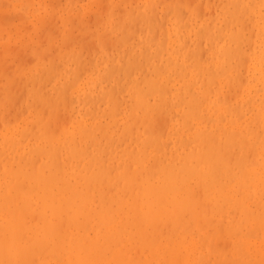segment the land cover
Wrapping results in <instances>:
<instances>
[{
  "label": "bare ground",
  "instance_id": "6f19581e",
  "mask_svg": "<svg viewBox=\"0 0 264 264\" xmlns=\"http://www.w3.org/2000/svg\"><path fill=\"white\" fill-rule=\"evenodd\" d=\"M102 3L97 5L102 7L105 5ZM122 6L120 10H123ZM113 8L114 5L111 10ZM179 8L175 25L167 26L169 43L162 33L163 41H158L159 52L155 54V51L148 53L145 50L148 53L145 60L150 66L158 61L155 57H159L160 64L157 66L156 62L154 68L152 66L153 72L149 68L148 74L145 69L147 76L144 74L141 80L140 76L132 74L133 65L131 67L129 62L128 67H124L125 61L123 67L115 68L120 73L123 69V77L129 78L125 86L132 100L128 116L122 107L126 96L118 95L126 83L120 86L119 76L109 71L98 78L99 83L96 79L90 81V86L83 88L82 92L86 114L90 110L88 103L101 108L99 105L104 102L106 109H96L93 105L95 114L91 122L83 116L71 125L72 128H64L68 123L57 120L54 130L58 131L54 133L51 124L61 111H65L67 92L63 91L66 88L70 90L71 94L67 95L71 101L78 88L72 80L69 85L62 82L56 86L58 82L55 80L62 72L55 71V74L53 71L54 66L65 62L63 46V49L57 48V53L44 52L45 55L34 50L40 45L34 46L33 71L26 72L28 68L18 62L14 66H18L19 71L14 70L4 77L1 121L7 116H4L5 112H9L8 116L13 114H10L13 104L15 107L16 103L23 101H26L28 111L35 112L34 115L44 109L49 118L45 121V115H42L39 116L41 119L35 120V125L42 119L44 123L36 129L38 149L32 150L35 154L25 153L19 138L10 136L12 142H8L6 131L2 135L5 138L0 146L3 148L12 143L6 149H11V153L17 156L11 157L6 153V161H0V264H264V0H229L221 7V16L211 18L205 26L194 25L192 21L181 18ZM198 9L201 12L202 8ZM111 10L110 13L113 12ZM153 13L155 10L150 16ZM99 19L104 20L103 17L97 18L96 24L101 21ZM66 21L68 23L69 20ZM85 22L78 19L79 34L70 27L75 24H66L65 21L64 26L70 28L56 26L54 31L60 30L62 38L70 40L71 44L64 40L63 45H71L72 48L76 43L81 46L82 39L89 37L86 31L90 28ZM91 23L93 25L94 21ZM127 24L126 33L133 28ZM135 31L130 32V37L137 33ZM48 32L43 39L47 43L48 37L53 41L52 33ZM84 32L87 33L85 37ZM124 32L119 33L122 39L119 45L124 43ZM47 33L50 34L48 37ZM92 33L90 36L93 38ZM103 36L105 40L106 34ZM116 38L107 41L112 43ZM85 40L89 45L93 42L86 38L84 43ZM89 45L85 43L87 51L90 49L94 53L96 46L88 49ZM68 47L64 51L76 56L72 57L75 66L69 70L73 76L80 72L82 75L84 67L86 69L92 63L86 65L89 59L85 62L86 55L83 57L78 46L80 51ZM90 59L92 61L94 57ZM110 70L114 71L113 68ZM105 79L108 84V81L112 85L118 83L103 89L100 81ZM93 88L100 89L94 91ZM76 99L80 101V95ZM73 100L71 102H75ZM119 115H123L125 122L122 124L119 123ZM18 117L20 115L17 114ZM101 117H109V121L103 123ZM32 123L30 125L34 129ZM33 129L30 134L35 137ZM58 132L62 137L56 135ZM22 135L24 133L20 137ZM17 141L21 144L16 145ZM192 226L196 234L191 232ZM187 234H192V237L189 239Z\"/></svg>",
  "mask_w": 264,
  "mask_h": 264
},
{
  "label": "rangeland",
  "instance_id": "374dc122",
  "mask_svg": "<svg viewBox=\"0 0 264 264\" xmlns=\"http://www.w3.org/2000/svg\"><path fill=\"white\" fill-rule=\"evenodd\" d=\"M3 1V2H2ZM5 1H6V3H5ZM31 1H33V2H31ZM0 0V16H2V17H0V28L2 29H0V65H2V64H4V65H2V66H0V105H2V100L3 99H1V98H3V97H1V88H3V86H4V84L6 83V79L4 78V77H6L8 74L10 75V74H12L13 72H14V70L16 71L17 70V67L18 66H14V65H17V63L18 64H21V63H24V66L26 67V68H28V69H26V72L28 71V72H32L33 71V69H34V66L32 67L31 65L33 64L32 63V61H34V59L36 58L35 56H34V50L36 51V50H38V51H40V54H43V55H45L44 54V52L45 53H50V52H52V54L53 53H57L58 52V49L59 48H62V46H63V52H65V55H64V63L62 64V63H60L59 65L61 66V67H59V65H57V67L56 66H54L55 68H54V73L56 74V72L58 71V73H59V70H61V72H62V75H59L58 76V79H56L55 80V83L56 82H58V84L56 85V86H60V84L62 83V82H66L65 83V85H69L68 83L70 82V80H72V82L74 81V83L76 84V87H78L77 89H76V91L74 92V96L77 98V96H79L80 95V97H81V100L79 101V100H77L75 97L73 98V99H75V102H71V101H69L70 99H68V98H70L67 94H71L69 91H68V88H66V86L64 85L63 87H65L66 88V90L65 91H63V92H67L66 93V104H65V107H66V109L70 106V108H68L67 110H68V112H69V115H70V117H68L69 115H68V113H66L67 111H66V109H65V107H63L64 108V113H63V111H61V114L59 115V116H61V117H59V116H57V118L55 119V121H54V119L52 120V121H54V122H52V124L51 125H53V126H51L52 127V129H53V131H54V133H55V131L57 132L58 131V129L57 130H54V128L56 127L54 124H57L58 123V121H60L61 122V120L63 121V123H68V125L66 126V125H64L65 127L64 128H72L71 127V125L73 124L74 125V122L77 120V119H80L81 117H83V116H85L89 121L88 122H91V119H93V114H95V111H94V109L96 108V109H103L104 107V109H106V104L104 103V102H102V103H100V107L101 108H99V107H97L95 104H93V103H88V106L90 107V110H89V112L86 114V108L84 107V103H83V100H82V97H83V95H82V92L84 91L83 90V88H87L88 86H90L89 84H90V81H92V80H97V83H99L98 82V78L99 77H102L104 74H106V73H108L109 71L110 72H113V73H115L117 76H119L118 78L120 79V86H123L125 83V85L123 86V92L121 91V93H119L118 95H120V96H123L124 97V95L126 96V97H124L123 99H124V104L122 105V107H123V111H124V113L126 114V112H127V116H128V114H129V105L131 104V102H132V100H131V96H130V94H129V91L127 92V87H125V86H127V82L126 81H128V77L127 76H124L123 77V75H124V70L123 69H121V73H120V71H115V68H118L119 67V65H120V67L122 66L123 67V65H124V63H125V61H126V63L127 62H129L130 64H131V67H132V65H133V67L131 68V70L133 71V75H134V73L137 75V77L138 76H140L139 78L141 79V80H143L144 79V74L147 76V71H148V69L149 68H151L152 70H150L151 72H153V68H154V64L156 63V62H158V64L156 63L155 65H159L160 64V60H159V57H155V59L156 60H158V61H154L153 62V64L150 66V64H147V62H146V60H145V58H146V55L148 54V53H150L151 51H155V54H156V52L158 53L159 52V44H158V41H160L161 39H162V41H163V37H162V33H165V35H166V41H168V43H169V40H167V37H168V33H170V31H169V28L171 27V26H174L175 25V23H176V21H177V16H176V12H177V10H178V8H179V12L180 13H182V16L183 17H181V18H185V20H189V21H192L193 23H194V25H196V23H197V25H199V26H205V25H208L207 23L208 22H210L211 21V18H216V17H220L221 16V7L223 6V4L224 3H228V1L229 0H225V2H224V0H217V2H216V0L214 1V0H209L210 2H208V0H204V1H202V0H195V2H194V0H188L189 2H187V0H161V2L159 1V0H109V2H108V0H106L107 1V3H102V2H104L105 0H100L99 2L100 3H102L104 6H106V4L108 5L107 6V8L106 7H104V6H102V7H100V6H98L97 4H99V2H98V0H97V2H96V0H71V1H69V0ZM102 1V2H101ZM112 1V2H111ZM140 3H139V2ZM166 1V2H165ZM180 1H181V3H180ZM190 1H191V3H190ZM222 3H221V2ZM96 2V3H95ZM123 3V4H121V3ZM126 2H127V6H126ZM136 2V3H135ZM163 2V3H162ZM176 2V3H175ZM182 2H183V4H182ZM201 2V3H200ZM215 2V3H214ZM31 3V4H30ZM111 3V4H110ZM120 3V6H119V10H120V7H121V5H123L122 7V9L123 10H120L121 11V13H120V11L118 10V4ZM133 3H135V4H133ZM190 3V4H189ZM193 3V4H192ZM200 3V4H199ZM220 5H219V4ZM9 4V5H8ZM95 4V5H94ZM130 4H132L131 6H130ZM137 4V5H136ZM143 4V5H142ZM159 4V5H158ZM175 4H176V6H175ZM189 4V5H188ZM199 4V5H198ZM216 4V5H215ZM55 5V6H54ZM112 5V6H111ZM113 5H114V8L111 10V8L113 7ZM138 5H142L140 8L138 7ZM198 5V6H197ZM219 5V6H218ZM5 6V7H4ZM58 6V7H57ZM175 6V7H174ZM178 6V7H177ZM199 7H201L202 8V10H201V12H198V8ZM212 6H213V8H212ZM216 6H218V7H216ZM4 7V8H3ZM104 7V8H103ZM111 7V8H110ZM124 7H126L127 8V10H125V11H127L128 13H129V16H128V13L127 12H125L124 11ZM130 7V8H129ZM135 9H134V8ZM155 7V8H154ZM170 7H171V9H170ZM183 7H186V9H183ZM55 10H54V9ZM72 8V9H71ZM99 8L102 10L101 12H99L100 10H99ZM106 8V9H105ZM109 8H110V10L111 11H113L112 13H110V10H109ZM129 8V9H128ZM152 8H153V11L155 10V14L154 15H156V16H150V15H152L151 13L153 12L152 11ZM196 8V9H195ZM213 10H212V9ZM133 9H134V12H133ZM140 9V10H139ZM183 9V12L181 11ZM204 9V10H203ZM218 9V10H217ZM105 10H106V16L103 14V13H105ZM138 10V11H137ZM149 10V11H148ZM167 10H168V12H167ZM172 12H171V11ZM188 10H189V12H188ZM1 11H4V12H1ZM6 11V12H5ZM7 11L10 13V14H8L7 13ZM68 11V12H67ZM90 11V12H89ZM126 13H124V12ZM133 13H132V12ZM139 11H140V13H139ZM143 11V12H142ZM152 11V12H151ZM192 11H195V13L193 14V13H191ZM21 12V13H20ZM103 12V13H102ZM117 12H119L120 14H117ZM142 12V13H141ZM158 12V13H157ZM170 12V14H166V13H169ZM175 12V13H174ZM198 12V13H197ZM206 14H204V13ZM212 12H214V13H212ZM4 14V15H2V14ZM18 13V14H17ZM77 13V14H76ZM81 13V14H80ZM101 13H102V16H101ZM114 13H116V14H114ZM122 13H123V16H122ZM132 13V14H131ZM140 14V15H138V18H137V14ZM157 13V14H156ZM186 13V15H183V14H185ZM57 14V15H56ZM80 14V15H79ZM93 14V15H92ZM108 14H109V16H108ZM144 15V17H143V21L141 20V19H139V18H142V16ZM146 14H148V15H146ZM165 14V15H164ZM174 14V15H173ZM187 14H189V16H187ZM198 14V15H197ZM52 15V16H51ZM54 15V16H53ZM71 15V17H69ZM77 16L78 18L77 19H75L76 17L75 16ZM96 15H97V17H96ZM122 16L123 18L121 19V17L120 16ZM203 15V16H202ZM51 16V17H50ZM55 16H58V17H55ZM60 16V17H59ZM64 16V18H61V17H63ZM65 16H66V18H65ZM73 16V17H72ZM86 18H84V17ZM93 16V17H92ZM107 17V18H105V17ZM116 18H115V17ZM199 16V17H198ZM6 17H7V19H6ZM26 17V18H25ZM54 17V18H53ZM100 17H103L104 18V20H101V19H99V20H101L100 22H98L97 21V24L95 23V21H96V19L97 18H100ZM118 17V18H117ZM120 17V18H119ZM136 17V18H135ZM149 17H152V19H149ZM172 17V18H171ZM201 17V18H200ZM29 18V19H28ZM48 18V19H47ZM59 18V19H58ZM95 18V19H94ZM133 18H135V19H133ZM190 18H192L193 20H191ZM9 19V20H8ZM46 19V21H45V23H44V20ZM49 19H52V21L51 20H49ZM54 19H56V21L54 22ZM62 19H64L63 21H62ZM69 20L68 21V23L71 25V24H75L73 27L72 26H70L71 28H73V30H75V32L77 33V34H79V30H78V26H77V21H78V19H80L81 21L82 20H84V22L85 23H87L88 24V26H87V28L90 30H88V31H86V32H89L88 34H89V37H91L92 38V36H90V34L92 33L93 35H94V39L92 38H90L89 39V37H88V35H87V33L86 32H84L83 33V36L85 37V35H87V39H88V41L90 40V42H91V40L94 42V44H92V43H90V45L88 44L89 42H87L86 40H85V43H87V45H89L88 46V49L89 48H91L92 47V45H93V49L95 48L94 47V45L96 46V49H94L93 51H94V53L92 52V51H90V49L87 51V46L85 47V43H84V41H83V39H86V38H83L82 39V41L80 42L81 43V46H83V47H81V46H79V44H77L76 45V43H74V42H72V43H74V46H72V48L73 49H76L77 51H80L81 50V53L83 54V57H84V54L86 55L85 57H84V59H86L85 60V62L87 61V59H89V62L87 61L86 62V65L88 66V65H90L89 63H92L90 66H88V68H86L85 69V67H84V70H85V72H83V74L81 75L80 73V79L78 78V75H74L73 76V74H71V72H70V68L71 67H74L75 66V60L73 59L74 57H76L74 54L75 53H67L66 51H64L67 47H68V45L66 46V44L68 43V42H70V40L68 41V39H66L65 40V38H62L63 36L62 35H60L61 33H60V30L59 31H54L55 29H56V26L58 27V28H62V29H64L65 27H68V28H70L69 26H64L65 25V23L66 24H68L67 23V21L66 20ZM73 19H75L76 21L74 22L73 21ZM94 21V24L92 25V23H91V21L92 20ZM106 19V20H105ZM115 19H117V20H115ZM121 19V20H120ZM147 19H149V20H147ZM164 19V20H163ZM207 19V20H206ZM220 19H222V18H220ZM27 20V21H26ZM42 20V22L41 23H39L40 21ZM71 20H72V23H71ZM117 21V24H116V22L115 21ZM120 20V21H119ZM135 20H140V22L139 21H135ZM153 20H154V22H153ZM161 21V22H159V21ZM167 20V21H166ZM199 20V21H198ZM2 21H4V22H2ZM64 21H65V23H64ZM127 21L129 22L128 24H127ZM148 21H149V23H148ZM150 21H151V23H150ZM165 23H164V22ZM59 22V23H58ZM63 22V23H62ZM74 22V23H73ZM103 22H104V25H103ZM137 22V23H136ZM168 22V23H167ZM38 23V24H37ZM46 24V26L44 27V24ZM48 23H52V24H55L54 25V27H51L52 26V24L51 25H49L48 26ZM119 23V24H118ZM135 25H134V24ZM142 23V24H141ZM155 25H154V24ZM32 24V25H31ZM60 24L61 25H63L62 27L60 26ZM126 24L129 26V27H133L132 28V30L133 31H135V28H137V27H139L137 30H139V31H135V32H137L136 34H134L133 35V37H130V35L133 33V31L131 30V31H127V33L126 32H124L125 30H128V29H126L125 28V26H126ZM151 24V26L149 27V25ZM162 24H163V26H162ZM31 25V26H30ZM43 25V26H42ZM114 25V26H113ZM123 25V26H122ZM152 25H154L153 27H152ZM16 26V27H15ZM34 26V27H33ZM40 26H42V27H40ZM100 26H101V28H100ZM107 26V27H106ZM112 26V27H111ZM120 26V27H119ZM135 26V27H134ZM164 26H165V28H164ZM167 26L169 27V28H167ZM22 27V28H21ZM26 27L28 28L27 30H26ZM40 27V28H39ZM51 27V28H50ZM84 27V26H83ZM86 27V26H85ZM104 27V28H103ZM115 27V28H114ZM117 27H118V29H117ZM97 28V29H96ZM99 28V29H98ZM103 28V29H102ZM107 28V29H106ZM110 28V29H109ZM123 28V29H122ZM143 28H145V29H143ZM156 28H159V29H156ZM163 28H164V30H163ZM44 29V30H43ZM61 29V30H62ZM102 29V30H101ZM115 29V31H111V33L109 32L110 30H114ZM142 29V30H141ZM49 30H51L50 32H48ZM97 30V31H96ZM101 30V31H100ZM143 30H145L144 32H141V31H143ZM159 30V31H158ZM163 30V31H162ZM43 31H46V32H48V33H52L51 34V36H56V39H54L53 37L51 38V39H53V41L51 40L50 41V38L48 37L49 35H48V33H47V36L46 37H48V43L46 42V40H44L43 41V39H45V34H46V32H43ZM100 31V32H99ZM121 31H123L125 34H124V36H122V38H123V40H124V37H125V40L124 41H122V42H124V43H121L120 45H119V43L118 42H121V34H119ZM167 31V32H166ZM91 32V33H90ZM107 32H109V33H107ZM130 32H132V33H130ZM155 32H156V35H155ZM56 33V34H55ZM101 33H103V35L104 34H106V38H105V40L104 39H102V37L101 36H103ZM129 33V34H128ZM158 33V34H157ZM41 34V35H40ZM44 34V35H43ZM100 36V40H98V38H99V36ZM109 34H113L112 36L111 35H109ZM97 35V36H96ZM117 35V36H116ZM122 35H123V33H122ZM128 35V36H127ZM158 35V36H157ZM42 36L44 37V38H42ZM50 36V37H51ZM119 39V41H117V38ZM120 36V37H119ZM33 37V38H32ZM73 37V36H72ZM104 37V36H103ZM129 37H130V39H129ZM154 37V38H153ZM157 37V38H156ZM59 38H61L62 40V42L60 41V39ZM109 38V39H108ZM114 38H116L115 40L116 41H114V42H112L111 43V41H107V40H112L113 41V39ZM153 38V39H152ZM14 39V40H13ZM41 39V40H40ZM47 39V38H46ZM57 39H58V41H57ZM98 41H97V40ZM129 41H128V40ZM136 39V40H135ZM137 39H138V41H137ZM65 40V42H66V44L65 45H63L62 43H64L63 41ZM103 40V41H102ZM132 40H134V41H132ZM141 40H143V41H141ZM42 41L44 42V44L42 43ZM73 41V40H72ZM97 41V42H96ZM100 41V42H99ZM105 41V43H103ZM126 41H127V43H126ZM136 41H137V43H136ZM166 41H164L165 43H166ZM22 42V43H21ZM51 42V43H50ZM54 42V43H53ZM99 42V43H98ZM129 42H131V43H129ZM41 43H42V45H41ZM46 43V44H45ZM57 43V44H56ZM111 43V44H110ZM133 43V44H132ZM134 43H136V44H134ZM156 43H157V46H156ZM49 44V45H48ZM53 44H55V45H52ZM62 44V45H61ZM70 44H71V42H70ZM84 44V45H83ZM92 44V45H91ZM105 44V45H104ZM107 44V45H106ZM117 44V45H116ZM124 44V45H123ZM126 44V45H125ZM147 46H146V45ZM152 44H154V45H152ZM38 45H40V47H36V46H38ZM44 45L45 46H47L46 47V49L48 50V52H47V50L44 48ZM103 45V46H102ZM132 45H135L134 47H132ZM152 45V46H151ZM9 46V47H8ZM37 48H35V47ZM65 46H66V48H65ZM71 46V45H70ZM68 47V48H71V47ZM76 46V47H75ZM77 46L79 47V49L77 48ZM91 46V47H90ZM106 46H110L109 48H107ZM151 46V47H150ZM8 47V48H7ZM17 47V48H16ZM52 49H51V48ZM56 47V48H55ZM75 47V48H74ZM85 47V48H84ZM115 47V48H114ZM131 47H132V49H131ZM150 47V48H149ZM6 48H7V50H6ZM16 48V49H15ZM35 48V49H34ZM39 48H40V50H39ZM43 48V49H42ZM55 48V49H54ZM58 48V49H57ZM71 48V49H72ZM85 50H84V49ZM110 48H112V49H110ZM145 48V49H144ZM155 48V49H154ZM246 48L248 49V46H246ZM9 49V50H8ZM34 49V50H33ZM51 51H50V50ZM107 51H106V50ZM120 49V50H119ZM129 49H131V50H129ZM157 49H158V51H157ZM44 50V51H43ZM92 50V49H91ZM112 50V51H111ZM115 50H116V52H115ZM118 50V51H117ZM127 50V52H125ZM138 50V51H137ZM143 50V51H142ZM149 51L148 53H146V51ZM4 51V52H3ZM12 51V52H11ZM18 51H20V52H22V53H20V52H18ZM37 51V52H38ZM41 51L43 52V53H41ZM56 51V52H55ZM86 51V52H85ZM130 51V52H129ZM135 51H137V52H135ZM36 52V53H37ZM85 52V53H84ZM87 52H88V54H87ZM92 52V53H91ZM112 52H115V53H112ZM119 52V53H118ZM141 52V53H140ZM12 53V54H11ZM67 53V54H66ZM96 53V54H95ZM124 53H125V55H124ZM133 53H137V54H133ZM27 54H28V56H27ZM73 56H72V55ZM130 54V55H129ZM133 54V56H131ZM34 56V57H32V56ZM129 55V56H128ZM137 55H139V56H137ZM9 56V57H8ZM23 56H25V58L23 59ZM119 56V57H118ZM136 56H137V59H136ZM142 56V57H141ZM165 56V55H164ZM19 57H20V59H19ZM21 57H22V59H21ZM29 57V59L28 60H26L27 58ZM31 57V58H30ZM73 57V58H72ZM93 58L94 57V59L91 61V59L90 58ZM114 57V58H113ZM123 57V58H122ZM132 59H131V58ZM140 57H141V60H140ZM14 58V59H13ZM104 60H103V59ZM130 58V59H129ZM133 58H135L136 59V61L133 59ZM7 59V60H6ZM38 59V58H37ZM73 60V61H70V60ZM124 59V60H123ZM16 60V61H15ZM25 60V61H24ZM111 60H114V61H111ZM121 61V63H120V61ZM129 60H131V62L129 61ZM139 60V61H138ZM144 60V61H143ZM6 61V62H5ZM43 61V60H42ZM41 61V62H42ZM101 61H102V63H101ZM111 62L110 63V65H109V62ZM124 61V62H123ZM132 61H134L135 63H133L132 64ZM4 62V63H3ZM9 62H10V64H9ZM28 62L30 63V64H28ZM100 62V63H99ZM137 62H140V63H137ZM142 62V63H141ZM144 62H146V63H144ZM71 63H72V65H71ZM88 63V64H87ZM97 63V64H96ZM129 63H127L126 64V66L124 65V67H128V64ZM7 64V65H6ZM13 64V65H12ZM94 64V65H93ZM109 65V67H108V65ZM129 64V65H130ZM138 64V65H137ZM140 64H141V67H140ZM147 64V65H146ZM10 65V66H9ZM12 65V66H11ZM34 65L35 66H37L38 65V62L35 64L34 63ZM46 65V64H45ZM134 65H136L137 67H135ZM5 66H7V68H5ZM62 66H63V68H62ZM85 66V65H84ZM114 66V67H113ZM116 66V67H115ZM143 66V67H142ZM144 66H145V68H144ZM148 66H150V67H148ZM152 66H153V68H152ZM4 67V68H3ZM59 67V68H58ZM94 67V68H93ZM10 68H12V69H10ZM60 68H62V69H60ZM100 68V69H99ZM111 68H113L114 69V71L113 70H110ZM137 68H139V69H137ZM142 68H144V70L142 69ZM5 69V70H4ZM7 69V70H6ZM96 70V71H94V70ZM119 69V70H120ZM136 69V70H135ZM142 69V70H141ZM147 71H146V70ZM11 70V72H9V71ZM90 70H92V71H90ZM118 70V69H117ZM123 70V71H122ZM5 71V72H4ZM17 71H19V70H17ZM56 71V72H55ZM69 71V72H68ZM143 73H142V72ZM144 71H146L145 73H144ZM9 72V73H8ZM52 72V73H53ZM60 72V73H61ZM98 72H99V74H98ZM123 72V73H122ZM4 74V75H3ZM71 74V75H70ZM121 74H122V77H121ZM142 76H141V75ZM148 74H150V72L148 71ZM152 74V73H151ZM3 75V76H2ZM16 76H17V73L15 74ZM99 75V76H98ZM70 76V77H69ZM61 77V78H60ZM126 77V78H125ZM142 77H143V79H142ZM2 78V79H1ZM76 78H78V79H76ZM122 78V79H121ZM3 80V81H2ZM16 80H19L18 78L16 79ZM78 80V81H77ZM105 80H106V83H105ZM105 80H101L100 81V87H102L103 89H106V86H108L107 88H109V87H112V86H114L115 84H117V83H115L114 85H112V83L110 82V81H108L110 84H108L107 83V79H105ZM125 80V82L123 83L122 81H124ZM77 81V82H76ZM18 81H16V83H17ZM176 82V81H175ZM3 83V84H2ZM121 83H123V84H121ZM108 84V85H107ZM105 87V88H104ZM82 88V89H81ZM124 88H125V90H124ZM98 89H100V88H93V90L94 91H97ZM79 90V91H78ZM123 93V94H122ZM65 94V93H64ZM130 98V99H129ZM5 100H7L6 99V97L4 98ZM9 100V99H8ZM129 100V101H128ZM151 100H153V99H151ZM31 101V100H30ZM74 101V100H73ZM131 101V102H130ZM20 103V102H19ZM69 103V104H68ZM23 104V105H22ZM127 104V105H126ZM6 105H8V104H6ZM24 106V107H22V106ZM93 105H94V109L92 108L93 107ZM19 106V107H18ZM27 105H26V101H23V102H21V104H18V103H16V105H15V107H14V104L11 106L12 108H11V110H10V114L11 113H13V114H11V116H8V113L9 112H5L4 113V116H6L7 117V120L5 119L4 120V118H6V117H4L2 120L3 121H1L0 120V124H1V126H0V142H2L3 140H4V138H5V136H2L3 134H5V131H6V137L8 138V142H12L11 140H10V136H11V138H19L20 140L19 141H21V143H19V141H17L16 142V145H17V143H19V145L20 146H22L23 148H25V153H30V155H32V154H35V152H33V151H36L38 148H36V146H37V141H38V139L36 138L37 137V130L36 129H38V127L37 126H39V125H42V124H44L43 123V119L46 121L48 118H49V114L47 113V112H45V110L44 109H40L41 111H40V114H39V112H38V114H37V116L36 115H34L35 114V112L34 111H28V109H27V107H26ZM26 107V111L24 110V108ZM128 107V108H127ZM0 108L3 110V106H0ZM21 108H23V111H25V112H22V109ZM72 108V109H71ZM74 108H76V110L74 109ZM10 109V108H9ZM12 109H16L15 111H18V110H20V112L18 113V112H13V110ZM92 109V110H91ZM4 111V110H3ZM44 111V112H43ZM72 111V113L70 114V112ZM94 112V113H93ZM97 112V111H96ZM34 113V114H33ZM66 113V114H65ZM91 113H92V115H91ZM15 114V115H14ZM17 114L18 115H20V118L18 117L17 118ZM72 114H73V116H72ZM42 115H45L44 117L42 116ZM68 115V116H67ZM13 116V117H12ZM16 116V118H15V120H18V121H15L14 120V117ZM39 116H41V117H43V119L41 120V123H40V121H38L37 122V125H35V123H36V119H41V117H39ZM122 116V117H121ZM73 117V118H72ZM120 117V118H119ZM246 117H249V115H246ZM9 118V119H8ZM11 118H13V119H11ZM105 118H106V120H105ZM19 119H21V121L19 120ZM24 119V120H23ZM12 120V121H11ZM14 120V121H13ZM22 120H23V123H21L22 122ZM58 120V121H57ZM100 120L103 122V123H105V122H108L109 121V117H101L100 118ZM104 120V121H103ZM118 120H119V123L121 122V124L122 123H124L125 121H124V118H123V115H119L118 116ZM20 121V122H19ZM32 121H35V122H33L34 123V125H35V128L33 129L32 127H31V123H32ZM2 122H6L5 124H3ZM10 123V124H8L9 125V127H8V125H6L7 123ZM28 122V123H27ZM132 122V121H131ZM20 123V124H19ZM33 123H32V125H33ZM62 124V123H61ZM29 125V127H27ZM58 125V124H57ZM59 125H60V123H59ZM72 125V126H73ZM4 126V127H3ZM43 126H45V125H43ZM55 126V127H54ZM7 127L12 131V132H10V130H9V132L7 131L8 129H7ZM27 127V128H26ZM33 129V131L35 132V134H34V136L35 137H33L32 136V134H30L31 133V131L30 130H32L31 128ZM34 127V126H33ZM60 126H58L57 128H59ZM62 127V126H61ZM114 127V126H113ZM26 128V129H25ZM63 128V127H62ZM62 128L60 129V131L62 132ZM22 129H24V130H22ZM28 129V130H27ZM51 129V128H50ZM51 129V130H52ZM2 130H4V132L2 131ZM21 131V133H20V131ZM65 130V129H64ZM19 131V132H18ZM23 131V132H22ZM26 131H27V133H26ZM32 131V133H34ZM48 131V130H47ZM59 131V132H60ZM3 132V133H2ZM15 132V133H14ZM59 132L58 133H56V135H58V136H61L62 137V133H60V135H59ZM11 133V134H10ZM22 133H24V135H22L23 137H20V135L22 134ZM53 133V132H52ZM51 133V134H52ZM9 134V135H8ZM27 137H26V136ZM29 135V136H28ZM30 137V138H29ZM24 138H26V139H24ZM34 138V139H33ZM36 138V139H35ZM29 139H30V141H29ZM33 139V140H32ZM23 140H24V142H23ZM29 141V142H28ZM36 141V142H35ZM28 142V143H27ZM33 142V143H32ZM15 143V142H14ZM42 143V142H41ZM39 144V145H42V144ZM10 145V143L9 144H7V146H4L3 148L0 146V148H2V149H0V154H1V152H3L2 153V155H0V161L1 162H5L6 161V159H4V156L6 155V153H10V156L11 157H16L17 156V154H15L14 155V153H11V149H6V147H8ZM10 146H12V143H11V145ZM13 146H14V144H13ZM31 147V148H30ZM35 147V148H34ZM30 148V149H29ZM4 149V150H3ZM34 149H36V150H34ZM2 150V151H1ZM11 150V151H10ZM30 150V151H29ZM33 150V151H32ZM32 151V152H31ZM28 153V154H29ZM37 155H35V157H36ZM3 157V158H2ZM6 158V157H5ZM3 159V160H2ZM1 162H0V165H1V167H2V164H1ZM191 232L193 233V234H196L197 232H196V230L195 229H193V226L191 227ZM192 234H187V236H189L188 238L190 239L192 236H191ZM183 252H184V250H183ZM184 254H186V251L184 252Z\"/></svg>",
  "mask_w": 264,
  "mask_h": 264
}]
</instances>
